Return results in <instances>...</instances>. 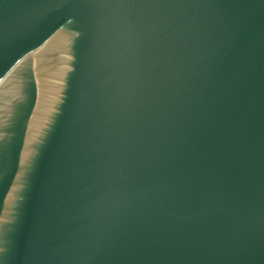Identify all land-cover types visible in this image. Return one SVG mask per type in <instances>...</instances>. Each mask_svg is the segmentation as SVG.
Returning <instances> with one entry per match:
<instances>
[{
  "label": "water",
  "instance_id": "1",
  "mask_svg": "<svg viewBox=\"0 0 264 264\" xmlns=\"http://www.w3.org/2000/svg\"><path fill=\"white\" fill-rule=\"evenodd\" d=\"M0 264H264V0H0Z\"/></svg>",
  "mask_w": 264,
  "mask_h": 264
}]
</instances>
